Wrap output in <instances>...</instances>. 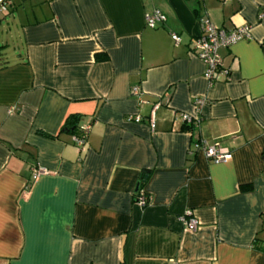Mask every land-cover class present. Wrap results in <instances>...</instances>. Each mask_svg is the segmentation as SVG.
I'll return each mask as SVG.
<instances>
[{
  "label": "crops",
  "instance_id": "1",
  "mask_svg": "<svg viewBox=\"0 0 264 264\" xmlns=\"http://www.w3.org/2000/svg\"><path fill=\"white\" fill-rule=\"evenodd\" d=\"M155 9L166 21L150 28ZM201 17L250 27L218 49L212 83L191 54ZM196 138L232 158L190 153ZM0 264H264V0H10Z\"/></svg>",
  "mask_w": 264,
  "mask_h": 264
},
{
  "label": "built area",
  "instance_id": "2",
  "mask_svg": "<svg viewBox=\"0 0 264 264\" xmlns=\"http://www.w3.org/2000/svg\"><path fill=\"white\" fill-rule=\"evenodd\" d=\"M228 1V0H223ZM10 0H0V13L7 10ZM166 21V16L159 10L155 9L151 13L145 15V24L150 28H155L159 23ZM199 35L193 41V52L192 55L197 57L204 64V77L209 83L214 80L215 73L219 70L227 73V71L222 68V58L218 53L220 47H228L235 42L250 38V27L248 25H243L235 27L232 29H225L223 27L215 26L208 19L199 18ZM171 38L175 43H178L180 38L177 34L171 33ZM201 102L200 99L196 100V103ZM139 120V117H135ZM184 121L193 125V127H198L199 119H191L187 115L183 116ZM150 127L153 129L155 127L153 119H151ZM90 130V124H85L79 127V134L74 138L77 146L83 147L86 144V139ZM202 151L205 158L213 163H221L229 161L232 158V152L222 146L218 141L212 144H207L204 140L196 138L192 143V148L190 153L194 151ZM48 173V170L41 166H33L31 168V178L32 180L38 179L40 176ZM137 202L144 206L148 204V197L145 195L142 189L136 191ZM180 221L183 223L186 230L193 231L198 227V221L191 215L189 211H186L179 217Z\"/></svg>",
  "mask_w": 264,
  "mask_h": 264
},
{
  "label": "trees",
  "instance_id": "3",
  "mask_svg": "<svg viewBox=\"0 0 264 264\" xmlns=\"http://www.w3.org/2000/svg\"><path fill=\"white\" fill-rule=\"evenodd\" d=\"M190 128L194 131L195 130V127H193V125H190Z\"/></svg>",
  "mask_w": 264,
  "mask_h": 264
},
{
  "label": "water",
  "instance_id": "4",
  "mask_svg": "<svg viewBox=\"0 0 264 264\" xmlns=\"http://www.w3.org/2000/svg\"><path fill=\"white\" fill-rule=\"evenodd\" d=\"M136 189H138V185H137Z\"/></svg>",
  "mask_w": 264,
  "mask_h": 264
}]
</instances>
